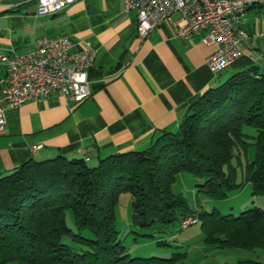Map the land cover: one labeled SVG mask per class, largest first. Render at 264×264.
<instances>
[{
  "label": "trees",
  "instance_id": "obj_1",
  "mask_svg": "<svg viewBox=\"0 0 264 264\" xmlns=\"http://www.w3.org/2000/svg\"><path fill=\"white\" fill-rule=\"evenodd\" d=\"M253 127V136L244 132ZM255 145L244 165L252 193H264V72L235 71L188 107L175 131L164 130L146 148L116 152L89 166L63 154L29 160L0 175V264H182L169 258L130 257L115 228L121 191L130 194L133 222L152 236L196 212L204 241L216 248L264 251V211L239 215L191 210L172 191L180 171L193 174L198 192L223 198L235 182L232 160ZM71 210L74 231L65 221ZM198 213V214H197ZM196 221V222H197ZM181 229V228H180ZM70 236L69 243L62 237ZM158 243H161L159 241ZM162 244V243H161Z\"/></svg>",
  "mask_w": 264,
  "mask_h": 264
},
{
  "label": "crops",
  "instance_id": "obj_2",
  "mask_svg": "<svg viewBox=\"0 0 264 264\" xmlns=\"http://www.w3.org/2000/svg\"><path fill=\"white\" fill-rule=\"evenodd\" d=\"M35 3L0 0V56L24 54L44 36L67 37L70 52L90 45L96 52L87 69L91 94L75 102L53 93L9 107L0 83L6 118L0 175L58 154L80 156L94 166L110 154L146 148L162 131H175L189 105L220 84L224 72L225 77L249 66L264 72V0L247 8L241 54L218 73L206 63L215 45L204 44L201 34L175 36L171 21L178 13L139 38L136 11H126L124 0H74L47 15H36ZM4 73L0 60V79ZM181 245H187L182 264H264L262 250L216 248L196 231Z\"/></svg>",
  "mask_w": 264,
  "mask_h": 264
},
{
  "label": "built area",
  "instance_id": "obj_3",
  "mask_svg": "<svg viewBox=\"0 0 264 264\" xmlns=\"http://www.w3.org/2000/svg\"><path fill=\"white\" fill-rule=\"evenodd\" d=\"M74 0H36L35 14L47 15L60 11ZM258 0H124L125 10L136 11V31L139 38L160 22L178 13L171 21L174 34L180 39L200 35L206 45H215L207 57L209 68L218 73L241 54L242 41L248 36L242 26L247 8ZM71 43L65 36L39 37L24 54H1L5 73L3 100L9 107L26 100L61 93L68 99L81 102L91 94L87 69L96 52L88 45L70 52ZM4 107L0 108V131L6 124ZM196 212L180 223L184 229L193 224Z\"/></svg>",
  "mask_w": 264,
  "mask_h": 264
},
{
  "label": "rangeland",
  "instance_id": "obj_4",
  "mask_svg": "<svg viewBox=\"0 0 264 264\" xmlns=\"http://www.w3.org/2000/svg\"><path fill=\"white\" fill-rule=\"evenodd\" d=\"M225 73V72H224ZM221 75V82L228 76ZM244 132L249 135H255L256 130L253 127H244ZM255 156V145L253 140L247 147L246 153L241 152L238 157L232 160L235 169V182L242 183L240 187L230 190L223 198H209L204 193L198 192L199 187L192 173L180 171L176 174L174 181L171 183L172 191L180 195L186 202L187 206L194 210L198 206L206 211H218L221 214L231 213L239 215L247 209L258 206L264 211V193L253 194L251 183L244 181V165L246 160L251 161ZM198 214V213H197ZM197 218V215H196ZM65 221L73 231L74 218L71 210L65 211ZM201 222L197 221L188 226L187 229H180L178 224L167 227L165 232H155L152 236L144 229L140 228L133 222L132 204L130 194L121 191L115 206V228L118 231V237L125 247L130 257H149L157 256L160 258H169L174 252H184L187 245H181L182 238L191 233H201ZM62 241L72 245L70 236L65 235ZM161 241V243H158ZM186 244V243H184ZM260 251V250H255ZM263 254V252H260Z\"/></svg>",
  "mask_w": 264,
  "mask_h": 264
},
{
  "label": "bare ground",
  "instance_id": "obj_5",
  "mask_svg": "<svg viewBox=\"0 0 264 264\" xmlns=\"http://www.w3.org/2000/svg\"><path fill=\"white\" fill-rule=\"evenodd\" d=\"M196 221H197V218H196V215H195V219H194V221H193V224H194Z\"/></svg>",
  "mask_w": 264,
  "mask_h": 264
}]
</instances>
